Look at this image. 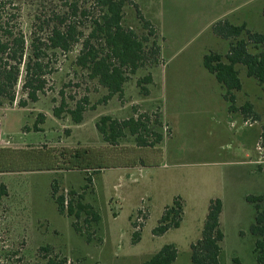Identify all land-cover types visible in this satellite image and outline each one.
<instances>
[{
    "label": "rangeland",
    "instance_id": "obj_1",
    "mask_svg": "<svg viewBox=\"0 0 264 264\" xmlns=\"http://www.w3.org/2000/svg\"><path fill=\"white\" fill-rule=\"evenodd\" d=\"M11 1L18 10L26 54L32 35L45 39L52 19L74 22L86 36L88 17L80 12L94 13L91 0ZM223 1L126 0L125 27L138 37L148 35V46L157 40L160 55L154 69L149 60L145 68L128 75L122 95L106 103L101 100L107 92L72 65L83 38L65 56H49L52 75L45 94L33 106L19 109L22 73L16 101L0 109V138L6 143L0 144V186L5 188L0 197V264H142L169 244L177 251L173 264H191L190 245L200 238L209 202L214 199L222 203L220 264H235V259L238 264H256L255 237L250 232L256 210L245 198L264 197V148L256 150L264 127V87L241 72L242 90L235 94L236 105L250 103L259 118L240 117L226 123L219 112L223 104L219 85L203 68L202 57L209 51H224L226 43L211 36L210 24L221 21L223 9L232 3L234 8L224 20L261 32L264 0H225L222 5ZM73 5L78 9L75 16ZM144 22L149 24L147 29ZM148 73L152 83L142 85L147 91L144 95L137 84ZM61 91L74 101L87 96L90 106L94 105L81 125L53 118L51 102L59 104ZM74 101L68 102L73 105ZM38 114L45 121L41 131L35 132ZM107 115L120 119L146 115L163 141L154 150L143 151L127 134L118 146L138 149L141 165H120L118 159L110 158L98 172L66 171L63 163L70 153L88 150L98 155L110 149L95 129L99 118ZM155 119L160 125L154 126ZM246 127L257 132L254 148L247 149L255 161L251 166L244 148L237 145L238 128ZM16 151L27 153V158L15 161L19 158V153L12 155ZM38 154L48 157L59 170H42L46 159ZM250 169L255 173L250 174ZM89 174L91 183L85 188ZM53 188L56 195L67 198L70 191L80 195L98 213L99 221L85 223L82 216L78 226L83 235L77 234L72 228L75 220L58 213ZM173 201L183 206L180 226L154 236L153 229ZM259 205L264 210V200ZM134 232L140 236L136 244H132Z\"/></svg>",
    "mask_w": 264,
    "mask_h": 264
},
{
    "label": "trees",
    "instance_id": "obj_2",
    "mask_svg": "<svg viewBox=\"0 0 264 264\" xmlns=\"http://www.w3.org/2000/svg\"><path fill=\"white\" fill-rule=\"evenodd\" d=\"M93 2L91 12L84 9L80 14L88 17L85 28L88 34L83 36L78 32L77 24L66 22L62 18L52 19L54 24L46 33L45 39L32 35L29 45V53L26 54L25 38L18 28V10L11 0H0V109L6 105H13L16 101V86L23 73L22 93L18 100L19 109L29 108L36 104L46 92L48 77L52 75L50 69L51 57L65 56L73 46L80 42L81 49L74 58L72 65L85 72L90 81H95L107 94L101 100L114 96H121L128 75H135L139 69L145 68L150 60L152 68L158 65L160 46L153 39L148 46L147 37H138L131 28L124 25V8L126 0H91ZM77 5H73L71 13L76 15ZM264 20V11H262ZM58 20V21H56ZM147 29L148 22H144ZM211 32L216 37L227 43L224 53L207 52L202 57L203 68L214 77L221 89V98L228 105V112L239 114L253 121L259 116L253 111L249 103L236 107L235 94L242 90L239 79L242 72L245 77L256 81L257 85L264 87V29L254 32L247 29L245 24L234 25L227 20H221L211 26ZM151 35V34H150ZM151 67V66H150ZM152 83L151 73L141 78L137 86L142 94L147 95L144 86ZM58 105L51 102L52 116L57 121L68 118L75 126L84 122V114L93 106L87 96L74 101L72 97H66L59 92ZM74 101L73 105L71 102ZM45 116L38 114L33 130L40 132V126L44 123ZM146 115H136L124 120L114 119L111 116H102L95 123V129L103 142L110 149L106 153L94 155L88 150H80L70 153L64 161L66 171L78 170L82 172L101 171L104 160L118 159L119 164L136 166L142 164V157L138 149L122 148L118 145L127 134L134 138L136 148L154 150L162 141L163 135L156 132L150 125ZM160 125L155 119L154 126ZM261 146L264 148V127L260 133ZM118 146V147H117ZM148 150V151H149ZM137 151V152H135ZM21 161L27 158V153L16 151ZM34 154H31V156ZM46 159L42 167L45 171H58L59 169L50 162L45 155L38 154ZM143 156V155H142ZM132 158V159H131ZM6 162V161H5ZM3 168L0 169V173ZM96 174V173H95ZM93 174V175H95ZM85 188L91 183V174L85 178ZM5 195L4 186H0V197ZM52 199L59 214H65L73 218V230L80 235L81 227L78 221L85 216L84 222H98L99 215L92 206L84 204L82 197L72 191L68 198L64 195H56V189H52ZM247 202L255 204L256 215L254 223L250 227L251 235L255 237L254 256L256 264H264V210L259 205L264 197L248 196ZM183 206L173 201L171 206L165 207L158 225L153 229L154 236H162L170 229H177L182 219ZM222 212V203L219 199L210 200L207 215L200 233V238L190 245L191 264H220L223 233L220 229L219 216ZM85 235V234H84ZM88 236V235H87ZM87 240L88 237H86ZM140 236L137 232L132 234V244L138 243ZM47 251L46 249H44ZM177 257L174 245H164L158 252L145 260L142 264H173ZM235 264L238 261L234 260Z\"/></svg>",
    "mask_w": 264,
    "mask_h": 264
},
{
    "label": "crops",
    "instance_id": "obj_3",
    "mask_svg": "<svg viewBox=\"0 0 264 264\" xmlns=\"http://www.w3.org/2000/svg\"><path fill=\"white\" fill-rule=\"evenodd\" d=\"M225 1V0H224ZM223 1V3H222V5H225L224 2ZM233 8H234V4L232 3L231 5H229V8L228 9H223V10H225L224 11V16L222 17V19L221 20H224L225 18H226V16H227V13H228V11H232L233 10ZM229 22V21H228ZM214 23H212V24H210V34H211V36L216 40V39H218V40H221L220 38H218V37H216L215 35H213L212 34V32H211V26L213 25ZM223 41V40H222ZM225 42V41H224ZM226 43V42H225ZM226 50H227V43H226V47L224 48V51L222 52V53H224V52H226ZM212 76V75H211ZM213 77V76H212ZM214 78V77H213ZM215 80V79H214ZM216 81V80H215ZM217 83V82H216ZM219 89H220V87H219ZM220 97H221V89H220ZM222 99V98H221ZM222 101H223V104L221 105V110L219 111L220 113H221V115H222V117H223V119L225 120V122L226 123H230V120L229 119H233V120H238V119H240V117H242L240 114H239V112H236V113H230V112H228V105H227V103L222 99ZM248 103V102H247ZM250 104V103H249ZM236 107L237 108H239L237 105H236ZM232 117H231V116ZM108 116H111L112 118H114V119H118V120H124V119H120V118H115V117H113V115H108ZM132 117H134V116H132ZM158 117H159V120H160V115L158 114ZM243 127H245V126H243ZM238 146H242L243 148H244V152H245V158H248V163H247V165H249V166H251V164H253L254 165V159L253 158H251L250 157V154L251 153H249V151L247 152V149L249 148H251V149H253L254 147V145L256 144L255 142H256V137H257V132H256V130H254V128L253 127H246V128H238ZM250 160H252V161H250ZM252 162V163H251ZM255 167V166H254ZM251 169H255V168H251ZM250 169V174L252 173V174H254L255 172L253 171V170H251Z\"/></svg>",
    "mask_w": 264,
    "mask_h": 264
},
{
    "label": "built area",
    "instance_id": "obj_4",
    "mask_svg": "<svg viewBox=\"0 0 264 264\" xmlns=\"http://www.w3.org/2000/svg\"><path fill=\"white\" fill-rule=\"evenodd\" d=\"M249 125H250V124H249ZM0 137H1V133H0ZM0 144H1V145L6 144V143H5V139L0 138ZM256 150H258V151H262V146H261V141H260V139H259V144H257V146H256Z\"/></svg>",
    "mask_w": 264,
    "mask_h": 264
}]
</instances>
